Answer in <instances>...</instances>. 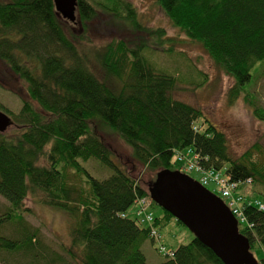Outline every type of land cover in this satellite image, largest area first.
<instances>
[{"label":"trees","instance_id":"1","mask_svg":"<svg viewBox=\"0 0 264 264\" xmlns=\"http://www.w3.org/2000/svg\"><path fill=\"white\" fill-rule=\"evenodd\" d=\"M108 1L112 6L77 0V20L70 23L57 13L54 0H0L1 74L17 78L31 100L23 101L18 113L0 103V111L12 119L11 126L21 130L16 137L0 133V196L9 204L0 215V261L148 264L142 247L161 236L155 239L151 227L130 218L128 212L138 200L157 205L151 187L159 174L176 172L174 158L180 163L177 154L189 149L198 156L202 170L220 172L238 184L234 192L248 222L240 232L252 253L256 246L264 251V211L249 204L252 200L264 204V166L250 152L234 158L225 134L203 111L173 97L177 78L156 70L143 56L150 44L110 43L96 55L95 64L79 51L76 43L85 39L101 9L119 13L114 15L135 25V33L159 45L163 30H144L136 24L132 9L126 7L123 18L117 0ZM156 2L173 26L201 44L233 79L230 101L247 93L256 65L264 63V0ZM73 26H80L82 33L76 35ZM173 47L161 50L173 53ZM253 97L246 95L245 100L264 123V109ZM97 119L131 149L134 167L147 169L145 182L134 175V167L128 171L116 163L110 146L92 128ZM91 160L113 169L112 175L94 178L83 164ZM68 168L87 175L88 192L68 183ZM39 195L44 206L68 216L71 242L64 254L51 250L37 230L27 226L26 200ZM163 212L153 224L157 231L176 220ZM163 248L167 250L161 245L166 257L162 264H224L194 235L190 243L169 254Z\"/></svg>","mask_w":264,"mask_h":264},{"label":"rangeland","instance_id":"2","mask_svg":"<svg viewBox=\"0 0 264 264\" xmlns=\"http://www.w3.org/2000/svg\"><path fill=\"white\" fill-rule=\"evenodd\" d=\"M96 1L102 5L107 4L108 7L112 6L108 0ZM117 3L119 8L116 9L122 10L123 18L127 17L126 7H129L135 12L136 24L138 23L141 28L163 30L164 35L159 38V45H156L144 34L135 33V25L133 26L126 19L116 16L119 15L118 12V14L113 11L104 12L101 9L90 24L87 33L84 32L85 39L76 43L79 51L86 54L90 62L95 64L96 55L110 43L121 40L136 43L143 40L146 44H150V48L144 50L143 56L156 70L177 78L178 85L173 97L202 110L204 115L225 134L229 150L234 158H242L250 152L255 161L264 166V123L254 116L253 109L245 100V96L251 94L256 98L253 97L258 107L264 109V63L259 62L256 65L247 93L231 102L230 93L235 86L233 79L216 66L201 44L191 41L182 31L173 26L156 0H117ZM72 31L76 35H80L82 28L73 26ZM172 40L175 43H170ZM171 47H173V53L161 50V48L167 50ZM156 48H159L160 51ZM95 68L97 70V67ZM3 69L4 67L0 63V103L12 113H18L23 106V101L31 102V100L26 93L25 86L19 83L17 78L14 77L12 80V74L5 78L2 76ZM34 105L37 107L36 103ZM92 128L96 129L99 137L110 146L116 163L126 167L128 171H132L136 162L132 157L131 149L120 136L98 119L92 122ZM20 134V128L15 125L4 133L11 137ZM174 163L176 171L197 182L200 180L201 175L195 170L188 171V163H179L176 158H174ZM83 164L97 179H105L113 173V169L96 160ZM135 170L134 175L145 182L149 176L147 169L136 164ZM65 173L68 183L72 187L77 190L84 189L85 192L89 191L87 175H82L71 168H68ZM208 189L218 195L215 186L211 185ZM26 208L30 211L25 217L27 226L32 230H37L39 239L51 250L64 254V248L71 242L68 216L63 211L44 206L41 195L29 196L26 200ZM8 209V202L0 196V215ZM147 214H152L154 218H160L164 212L156 205L150 207ZM128 216L132 219L137 218L135 205L129 210ZM245 227L244 224L241 226L242 229ZM157 229L161 240H156L153 243L149 239L142 247L148 264H162L166 260L165 254L161 252V245H164L167 251H175L193 239V234L185 226L178 224L176 220L167 222ZM253 253L259 261L264 258V251L258 246ZM0 264L4 263L0 261Z\"/></svg>","mask_w":264,"mask_h":264},{"label":"water","instance_id":"3","mask_svg":"<svg viewBox=\"0 0 264 264\" xmlns=\"http://www.w3.org/2000/svg\"><path fill=\"white\" fill-rule=\"evenodd\" d=\"M57 13L76 23L77 0H54ZM11 117L0 111V133L11 126ZM151 199L181 222L224 264H259L249 240L224 200L179 171L159 174L150 190Z\"/></svg>","mask_w":264,"mask_h":264},{"label":"built area","instance_id":"4","mask_svg":"<svg viewBox=\"0 0 264 264\" xmlns=\"http://www.w3.org/2000/svg\"><path fill=\"white\" fill-rule=\"evenodd\" d=\"M178 160L180 163H188V171H194L201 175L200 180L198 181L204 187L209 188V186L213 185L218 190V196L224 200L226 205L232 211L234 216L236 217L239 225V229L241 228V224H248L244 214L243 207L239 204L241 201L240 197L235 195V190L237 188V183L232 182L231 178L217 171H204L197 164L198 156L193 153L191 149L183 151L177 154ZM214 193V192H213ZM151 200L143 199L138 200L135 203L137 207V219L144 225H149L151 227L152 236L156 238H160L159 232L153 227L155 223V218L152 214H147L148 209L151 206ZM250 205L257 206L259 210L264 211V204L259 201L249 202ZM249 226V225H248ZM165 251V248H163ZM165 253H168L167 250ZM170 253V252H169ZM168 253V254H169Z\"/></svg>","mask_w":264,"mask_h":264}]
</instances>
